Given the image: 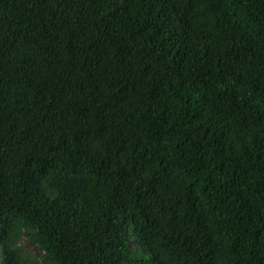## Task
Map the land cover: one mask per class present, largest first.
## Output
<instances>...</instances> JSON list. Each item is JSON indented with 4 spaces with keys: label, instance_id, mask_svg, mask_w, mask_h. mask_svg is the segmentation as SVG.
<instances>
[{
    "label": "trees",
    "instance_id": "1",
    "mask_svg": "<svg viewBox=\"0 0 264 264\" xmlns=\"http://www.w3.org/2000/svg\"><path fill=\"white\" fill-rule=\"evenodd\" d=\"M0 263L264 264V0H0Z\"/></svg>",
    "mask_w": 264,
    "mask_h": 264
},
{
    "label": "rangeland",
    "instance_id": "2",
    "mask_svg": "<svg viewBox=\"0 0 264 264\" xmlns=\"http://www.w3.org/2000/svg\"><path fill=\"white\" fill-rule=\"evenodd\" d=\"M128 241H129L130 246H131L132 248L136 249L137 252H138V255L141 256V251H140V248H139V246H138V241H137V239H136L133 235H131V236L128 238ZM20 244L24 247L25 252H26L27 254H32V255H34V256H36V257H38V258L42 256L41 251L39 250V247L36 246V245H34V244H32V243L30 242V240H29V238H28V234H27V232L24 233V236H23V238L21 239ZM0 264H1V263H0ZM44 264H45V263H44Z\"/></svg>",
    "mask_w": 264,
    "mask_h": 264
}]
</instances>
